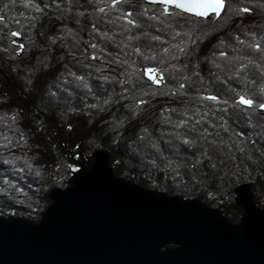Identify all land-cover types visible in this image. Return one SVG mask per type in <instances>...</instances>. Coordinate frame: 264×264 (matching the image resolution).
I'll list each match as a JSON object with an SVG mask.
<instances>
[{"label":"trees","instance_id":"trees-1","mask_svg":"<svg viewBox=\"0 0 264 264\" xmlns=\"http://www.w3.org/2000/svg\"><path fill=\"white\" fill-rule=\"evenodd\" d=\"M33 3L43 12L0 0L1 218L38 223L52 188L66 187L75 161L94 150L110 154L117 176L195 198L233 223L237 186L252 184L262 205L264 111L237 101L264 103V0H226L221 17L206 20L163 17V5L145 0ZM128 11L135 28L117 19ZM182 41L184 53L173 47ZM148 67L164 76L161 85L144 75Z\"/></svg>","mask_w":264,"mask_h":264},{"label":"water","instance_id":"water-1","mask_svg":"<svg viewBox=\"0 0 264 264\" xmlns=\"http://www.w3.org/2000/svg\"><path fill=\"white\" fill-rule=\"evenodd\" d=\"M78 165L38 223L0 217V264H264V200L255 204L252 184L235 188L233 223L117 176L106 150Z\"/></svg>","mask_w":264,"mask_h":264},{"label":"snow or ice","instance_id":"snow-or-ice-1","mask_svg":"<svg viewBox=\"0 0 264 264\" xmlns=\"http://www.w3.org/2000/svg\"><path fill=\"white\" fill-rule=\"evenodd\" d=\"M16 0H11V3H15ZM24 3L25 7H32L36 12H43V9L38 5L34 4L33 0H22ZM122 2H126V0H111V8H116L118 5H120ZM148 3L151 4H156L159 3L163 5L162 11H161V16L163 17H175V16H180L182 13H187L192 16L198 17V18H207L210 16V14H214L213 18H220L221 13L223 10H225L226 7V0H147ZM175 9H178L179 11H175ZM100 13H105V8L101 7L98 9ZM148 9L145 8V14L147 13ZM251 11L249 8H242L240 9V12L242 13H247ZM133 16V13L131 11L128 12H123L120 17H117V19H123L126 21L127 25H131L133 28L137 27V22L136 20L132 19L131 17ZM150 19L154 20H159L160 17L158 16H153L149 17ZM35 19V17H33ZM4 17L0 16V21H3ZM112 21H109L111 23ZM163 22V21H161ZM95 27V25H94ZM166 27H171V24H166ZM13 37H19L20 33L17 31H13L11 33ZM103 36L107 37L108 33L105 32L102 34ZM181 36V33L179 31H175L172 39L175 40L176 37ZM153 40L155 41H161L160 36H153ZM193 43L195 41H192ZM15 43V41H13ZM183 45V41L181 44H175L173 47L177 48L180 53H184L186 50V45ZM93 49L97 48V44L93 43L91 45ZM257 48H260V45H256ZM19 48L22 50L24 48L23 44L19 45ZM134 54L136 55H143L142 52V46L135 47L133 49ZM163 52L167 54L169 52V48H164ZM127 55V53H125ZM221 56L226 55L225 53L221 52ZM93 60L98 59L97 55L93 54L91 57ZM148 56H145V59H148ZM153 59L155 56L152 57ZM172 59H179V56L173 55ZM135 61L132 62L134 64ZM172 67H175V65H172ZM144 75L152 82L154 85H161L164 82V76L162 74L157 73V70L151 67H148L144 70ZM79 79H83L82 77ZM105 79H108L105 77ZM121 83H127V81H121ZM185 85L183 83L180 84V88L183 89ZM176 94V93H173ZM203 99L210 100V101H217V97L214 95H209L204 97ZM139 103H144V101H140ZM238 105L244 106L245 108H254L258 107L260 110L264 111V103H260L258 105L254 106V101L250 98H245L244 95H241L237 101ZM181 123H184L183 121ZM197 123H200L198 120ZM186 143L188 141H185Z\"/></svg>","mask_w":264,"mask_h":264},{"label":"rangeland","instance_id":"rangeland-1","mask_svg":"<svg viewBox=\"0 0 264 264\" xmlns=\"http://www.w3.org/2000/svg\"><path fill=\"white\" fill-rule=\"evenodd\" d=\"M146 2V1H145ZM147 3V2H146ZM148 4H150V3H148ZM159 5H161V4H159ZM177 10V9H176ZM179 11V10H178ZM223 12V11H222ZM222 14V13H221ZM186 15H188V14H186ZM190 16H192V15H190ZM210 17V16H209ZM202 19H204V18H202ZM204 20H206V19H204ZM201 42V41H200ZM91 156V155H90ZM90 156H88V157H90ZM87 157V158H88ZM87 158L85 159L84 157H79V159H77L76 161H75V163L78 165V162H80L81 161V163H86V161H87ZM79 166V165H78ZM248 184H250V183H248ZM253 194V193H252ZM237 206V205H236ZM261 207V206H260ZM241 210V209H240ZM241 213H242V211H241ZM240 218V217H239Z\"/></svg>","mask_w":264,"mask_h":264}]
</instances>
